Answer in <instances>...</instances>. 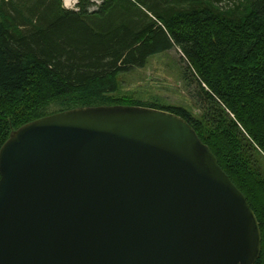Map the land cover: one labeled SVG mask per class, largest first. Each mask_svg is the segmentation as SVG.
<instances>
[{
    "label": "water",
    "instance_id": "1",
    "mask_svg": "<svg viewBox=\"0 0 264 264\" xmlns=\"http://www.w3.org/2000/svg\"><path fill=\"white\" fill-rule=\"evenodd\" d=\"M0 264H255L259 220L192 126L145 106L28 123L0 150Z\"/></svg>",
    "mask_w": 264,
    "mask_h": 264
},
{
    "label": "trees",
    "instance_id": "2",
    "mask_svg": "<svg viewBox=\"0 0 264 264\" xmlns=\"http://www.w3.org/2000/svg\"><path fill=\"white\" fill-rule=\"evenodd\" d=\"M174 48L200 114L117 96L122 73ZM98 106L184 118L255 211V264H264V0H81L77 9L63 0H1L0 150L28 123Z\"/></svg>",
    "mask_w": 264,
    "mask_h": 264
},
{
    "label": "rangeland",
    "instance_id": "3",
    "mask_svg": "<svg viewBox=\"0 0 264 264\" xmlns=\"http://www.w3.org/2000/svg\"><path fill=\"white\" fill-rule=\"evenodd\" d=\"M78 2L71 7V4L63 0V6L66 9H77ZM91 2L99 5L101 0H91ZM185 65L181 52L176 48L153 55L145 67L124 72L119 76L120 90L117 96L140 101L145 105L155 103L163 107L183 106L198 115L201 111L194 98L193 87L183 76ZM258 158L261 170L264 172V156L259 155Z\"/></svg>",
    "mask_w": 264,
    "mask_h": 264
},
{
    "label": "bare ground",
    "instance_id": "4",
    "mask_svg": "<svg viewBox=\"0 0 264 264\" xmlns=\"http://www.w3.org/2000/svg\"><path fill=\"white\" fill-rule=\"evenodd\" d=\"M68 4L76 3L78 0H66Z\"/></svg>",
    "mask_w": 264,
    "mask_h": 264
},
{
    "label": "built area",
    "instance_id": "5",
    "mask_svg": "<svg viewBox=\"0 0 264 264\" xmlns=\"http://www.w3.org/2000/svg\"><path fill=\"white\" fill-rule=\"evenodd\" d=\"M77 2H78V1H77ZM77 2H76V3H77ZM76 3L71 4V7H73L74 5H76ZM78 3H79V2H78Z\"/></svg>",
    "mask_w": 264,
    "mask_h": 264
}]
</instances>
